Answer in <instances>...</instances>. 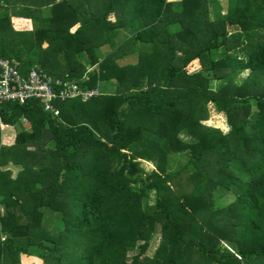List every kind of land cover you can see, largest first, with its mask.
Returning a JSON list of instances; mask_svg holds the SVG:
<instances>
[{"label":"trees","instance_id":"16d2710c","mask_svg":"<svg viewBox=\"0 0 264 264\" xmlns=\"http://www.w3.org/2000/svg\"><path fill=\"white\" fill-rule=\"evenodd\" d=\"M223 2L0 0L1 57L98 90L0 103V264H264V0Z\"/></svg>","mask_w":264,"mask_h":264},{"label":"built area","instance_id":"2783aa9c","mask_svg":"<svg viewBox=\"0 0 264 264\" xmlns=\"http://www.w3.org/2000/svg\"><path fill=\"white\" fill-rule=\"evenodd\" d=\"M97 93L96 87L84 89L75 80L53 77L36 66L24 74L9 58L0 56V103H24L28 99H37L44 110L58 115L57 101L76 96L85 99Z\"/></svg>","mask_w":264,"mask_h":264},{"label":"rangeland","instance_id":"374dc122","mask_svg":"<svg viewBox=\"0 0 264 264\" xmlns=\"http://www.w3.org/2000/svg\"><path fill=\"white\" fill-rule=\"evenodd\" d=\"M220 1L223 2V0H220ZM209 8H210V10L212 9V4H209ZM109 20L111 22H114L115 16H113V15L109 16ZM196 67H198V62L197 61H191L188 68L190 70H192ZM110 88H112V87H110ZM206 106H207L208 113H207V116L202 120V123L210 125V126H214V127H219L223 131H227L229 126H228L227 121H226L227 118H226L225 113L215 109V107L211 103H207ZM23 123L26 125L25 120H23ZM183 135L185 136L186 134L183 133ZM185 137H187V135ZM174 158H175L174 159L175 162H181V161L183 162L185 160V158H183V157H180V158L174 157ZM143 164L146 166V168L152 167V163H150V162H143ZM2 168L3 169H10L12 177L15 176L16 173L20 170L19 166L14 165L11 162L5 164ZM130 253H132V251H129V254ZM20 264H43V263H42V260L40 258H37L35 256H26L24 254H21L20 255Z\"/></svg>","mask_w":264,"mask_h":264},{"label":"crops","instance_id":"0c3cea01","mask_svg":"<svg viewBox=\"0 0 264 264\" xmlns=\"http://www.w3.org/2000/svg\"><path fill=\"white\" fill-rule=\"evenodd\" d=\"M11 22H12L13 27L18 30H28V29H31L32 27L31 20L26 17L12 16Z\"/></svg>","mask_w":264,"mask_h":264},{"label":"water","instance_id":"95a60500","mask_svg":"<svg viewBox=\"0 0 264 264\" xmlns=\"http://www.w3.org/2000/svg\"><path fill=\"white\" fill-rule=\"evenodd\" d=\"M39 167H42V164H40Z\"/></svg>","mask_w":264,"mask_h":264}]
</instances>
